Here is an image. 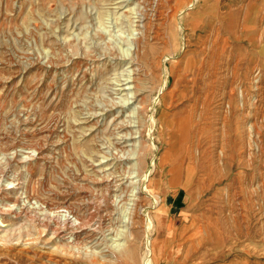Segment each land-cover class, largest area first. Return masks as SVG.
Returning <instances> with one entry per match:
<instances>
[{"label":"rangeland","instance_id":"obj_1","mask_svg":"<svg viewBox=\"0 0 264 264\" xmlns=\"http://www.w3.org/2000/svg\"><path fill=\"white\" fill-rule=\"evenodd\" d=\"M0 237V264H264V0H0Z\"/></svg>","mask_w":264,"mask_h":264},{"label":"bare ground","instance_id":"obj_2","mask_svg":"<svg viewBox=\"0 0 264 264\" xmlns=\"http://www.w3.org/2000/svg\"><path fill=\"white\" fill-rule=\"evenodd\" d=\"M108 42V41H107ZM79 43V42H78ZM126 153L124 152L123 153V155H125ZM32 155V153L31 152H29V154H27V156L28 157H30ZM150 171V170H149ZM148 171V172H149ZM141 179V178H140ZM145 179H147V173L145 174ZM148 180V179H147ZM145 181V180H144ZM143 183V182H142ZM151 183H149V185H150ZM147 187V186H146ZM141 187H139V189H140ZM141 192H143L142 190H141ZM138 202H139V196H137L136 198H135V205L136 204H138ZM8 210H10V212L11 213H13V214H15V215H17V210L16 211H14L13 209H11V207H8L7 208ZM10 212H7V214H11ZM4 214V213H3ZM159 214V213H158ZM64 216V220H63V222L62 221H58L61 225H62V228H63V230H62V228L61 229H58V228H53L52 227V225H48V224H50L49 222L51 221V220H53V219H55V216H53V217H50V220H49V222L47 221V223H45V224H40L39 225V223H38V225L37 226H35V227H39L40 228V226H41V229H37V230H39L38 231V235L36 234V237H33V239H34V242H33V244H35L37 241H41V240H47L46 238H44V237H42V235H44V231L45 230H52L51 232H52V234H55V237H57V238H59V239H63V238H65V236H66V227L67 226H69V225H74V224H77L78 222L75 220H70L69 218H67L66 217V214H64L63 215ZM157 216V215H156ZM49 219V218H48ZM47 219V220H48ZM146 222H147V224H151L152 223V221H151V219H150V216L149 215H147L146 216ZM164 219V218H163ZM161 220V219H160ZM55 221V220H54ZM35 224V223H34ZM23 236V235H22ZM22 236H21V238H22ZM2 237V236H1ZM0 237V238H1ZM5 238V237H4ZM4 238H2V239H0V245H5V244H7V242L6 241H4L5 239ZM32 239V240H33ZM25 240H29V237L28 236H26V238L23 240V241H25ZM49 240V239H48ZM8 241V240H7ZM15 241V240H14ZM18 241H20V239H18ZM22 241V240H21ZM26 242V241H25ZM17 244H18V242H17ZM23 244H25V243H23ZM22 244V245H23ZM27 244H30V243H27ZM74 245H76V244H73V245H71L72 247H74L75 249H78L76 246H74ZM120 246H121V244L120 243H116V244H114L113 245V248L115 249V248H118V250L120 249ZM86 250V254L87 255H89V256H97L99 259L101 258V252H97V251H95V249H92V248H90V249H85ZM150 250H151V246L148 244V241H147V243H146V250H145V255H144V257H143V262H142V264H152L151 263V261H150V256L148 255L149 253H150ZM101 260V259H100ZM102 262V261H101Z\"/></svg>","mask_w":264,"mask_h":264}]
</instances>
